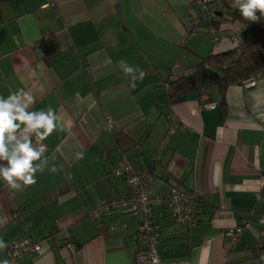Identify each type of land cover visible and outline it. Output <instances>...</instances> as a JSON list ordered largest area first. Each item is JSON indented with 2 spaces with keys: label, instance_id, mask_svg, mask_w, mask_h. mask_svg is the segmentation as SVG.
<instances>
[{
  "label": "crops",
  "instance_id": "obj_1",
  "mask_svg": "<svg viewBox=\"0 0 264 264\" xmlns=\"http://www.w3.org/2000/svg\"><path fill=\"white\" fill-rule=\"evenodd\" d=\"M199 13L198 0L0 3V96L23 88L36 99L31 111L51 106L64 124L43 141L48 165L34 185L13 190L0 179V239L7 244L0 261L132 264V212L104 215L103 229L89 217L99 202L127 195L124 179L112 174L127 150L135 168L154 175L148 195L184 189L203 207L192 228L176 224L165 206L153 208L163 260L264 264V249L256 250L264 247V75L251 88L227 87L223 96L213 86L167 102L172 68L193 69L235 47L227 39L214 45ZM228 24L225 30L251 42L255 34L244 21ZM48 38L57 52L46 57L38 44ZM121 60L146 73L134 89ZM77 93L91 99L78 105ZM53 166L57 171L48 170ZM24 239L40 246L36 256L9 251Z\"/></svg>",
  "mask_w": 264,
  "mask_h": 264
},
{
  "label": "built area",
  "instance_id": "obj_2",
  "mask_svg": "<svg viewBox=\"0 0 264 264\" xmlns=\"http://www.w3.org/2000/svg\"><path fill=\"white\" fill-rule=\"evenodd\" d=\"M200 13L198 20H204L211 27L212 43L217 45L220 40L227 39L235 47L243 46L244 43L233 29H224L229 25L221 18V9L226 7L230 10H236L232 0H198ZM197 21L191 22V29ZM193 73L192 69L172 68L170 79L185 77ZM256 78L250 77L243 80L240 85L244 88H251L255 85ZM209 108L213 109L214 105ZM112 174L124 179L127 195L121 198L99 202L90 212L89 217L101 225L99 219L113 211L128 208L137 220L135 240L137 249L134 254V264H188L184 261H165L161 258L158 249L157 227L154 223L153 208L157 205H163L171 211L173 221L176 224L192 228L197 223V197L193 192L173 188L168 194L163 196H150L148 189L155 182L154 175L148 170L137 169L123 154L118 163L112 168ZM264 222V218H263ZM29 223H24L23 229L29 228ZM239 233V229L229 235L232 241ZM20 251H28L32 257L40 251V246L31 244L28 239H24L14 244L9 249L14 254ZM234 264H261L260 262H237Z\"/></svg>",
  "mask_w": 264,
  "mask_h": 264
},
{
  "label": "clouds",
  "instance_id": "obj_3",
  "mask_svg": "<svg viewBox=\"0 0 264 264\" xmlns=\"http://www.w3.org/2000/svg\"><path fill=\"white\" fill-rule=\"evenodd\" d=\"M232 2L246 20L259 22L264 18V0ZM119 67L131 78L133 89L136 81L146 76L138 66H130L124 60L119 61ZM90 99L76 94L78 105ZM35 103L32 93L23 88L10 92L6 98L0 96V179L13 190H23L36 183L35 174L45 171L48 165L47 146L43 141L55 131H64L63 118L51 106L47 110L31 111ZM48 170L55 172L57 168L53 166ZM6 248L7 244L0 239V250ZM0 264H10V261L5 259Z\"/></svg>",
  "mask_w": 264,
  "mask_h": 264
},
{
  "label": "trees",
  "instance_id": "obj_4",
  "mask_svg": "<svg viewBox=\"0 0 264 264\" xmlns=\"http://www.w3.org/2000/svg\"><path fill=\"white\" fill-rule=\"evenodd\" d=\"M8 1L12 0H0V3ZM257 15H259L258 12ZM221 18L231 24L237 20L244 21L246 26L255 34L254 37L250 43H244L243 46L234 47L226 53L208 56L192 69L193 73L185 77L171 80L169 75L165 81L169 106L183 102L185 96L192 91L204 93L213 86L217 87L223 96L227 87L240 84L250 77L257 78L264 75V28L261 26L263 18L259 22L245 21L238 11L226 7L221 9ZM38 46L43 50L46 57L57 52L52 38L42 40ZM125 153L127 150L122 151V155ZM196 197L199 213L203 207L199 197L197 195ZM263 249L264 247L256 248L260 251ZM132 264H134V260Z\"/></svg>",
  "mask_w": 264,
  "mask_h": 264
},
{
  "label": "rangeland",
  "instance_id": "obj_5",
  "mask_svg": "<svg viewBox=\"0 0 264 264\" xmlns=\"http://www.w3.org/2000/svg\"><path fill=\"white\" fill-rule=\"evenodd\" d=\"M243 35V34H242Z\"/></svg>",
  "mask_w": 264,
  "mask_h": 264
}]
</instances>
